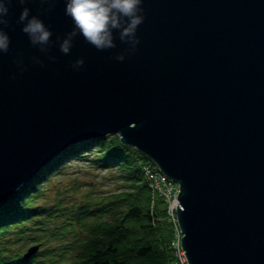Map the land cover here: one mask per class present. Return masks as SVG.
<instances>
[{
	"label": "water",
	"instance_id": "water-1",
	"mask_svg": "<svg viewBox=\"0 0 264 264\" xmlns=\"http://www.w3.org/2000/svg\"><path fill=\"white\" fill-rule=\"evenodd\" d=\"M28 6L53 39L71 29L62 0ZM142 6L139 44L122 62L118 40L97 51L78 37L44 67L28 64L39 53L13 6L0 55V207L70 146L117 135L178 185L187 264H264V0Z\"/></svg>",
	"mask_w": 264,
	"mask_h": 264
},
{
	"label": "trees",
	"instance_id": "trees-1",
	"mask_svg": "<svg viewBox=\"0 0 264 264\" xmlns=\"http://www.w3.org/2000/svg\"><path fill=\"white\" fill-rule=\"evenodd\" d=\"M94 150L97 156L89 159L93 165L117 168L123 185L120 194L90 198L72 215L58 210L60 202L53 209L38 204V192L29 189L43 184L44 173ZM147 165L153 166L115 135L67 148L0 207V264H179L172 247L175 226L167 219L164 198L151 188L144 173ZM48 238L58 245L50 246ZM22 239L38 246L28 258L20 246Z\"/></svg>",
	"mask_w": 264,
	"mask_h": 264
},
{
	"label": "clouds",
	"instance_id": "clouds-1",
	"mask_svg": "<svg viewBox=\"0 0 264 264\" xmlns=\"http://www.w3.org/2000/svg\"><path fill=\"white\" fill-rule=\"evenodd\" d=\"M33 0H0V55L7 54L11 47V39L6 31L13 6L19 7L15 23L28 38L29 44L37 50L38 55L28 57V64L44 67V60L55 62L52 54L55 47L60 54L69 56L78 37L94 47L97 51H106L117 47L116 41L125 45L122 53L114 58L122 62L125 54L134 52L139 44L137 30L144 22V0H62L64 14L69 17L72 27L63 36L53 39V32L48 25L35 15L28 6ZM58 0H39V4L50 11ZM18 71L27 69L22 55L14 60ZM84 65L83 57L76 58L70 67L78 71Z\"/></svg>",
	"mask_w": 264,
	"mask_h": 264
},
{
	"label": "rangeland",
	"instance_id": "rangeland-1",
	"mask_svg": "<svg viewBox=\"0 0 264 264\" xmlns=\"http://www.w3.org/2000/svg\"><path fill=\"white\" fill-rule=\"evenodd\" d=\"M115 136L118 137L117 135ZM96 156L97 151L94 150V152L86 153L84 158L80 160L69 158V160L64 161L54 170L50 171L49 174L44 173V180L41 182L43 184L38 189L36 187L29 189L32 193L38 192L36 197L38 204L49 205L53 209L57 203L60 202L62 204L57 207L58 210L66 211L72 215L76 213L78 207L84 205L86 201H91L90 198L98 200L105 199L113 194H120L123 185L120 184L121 182L117 178V168L96 167L89 160ZM39 174L37 176H39ZM30 183L31 182L22 187L19 192H22ZM11 199L9 201H11ZM175 203L177 206L178 201L176 200ZM13 211L14 209L12 212ZM167 219L170 221L169 217ZM175 224L178 228L177 222ZM51 229L53 230L54 228ZM180 237H182V235ZM48 239L47 243L50 246L58 245L59 241ZM20 246H22L21 248L24 250L25 256L29 251L27 248H31L32 244L29 243L27 239H22L20 240ZM41 248H43V246H40V249Z\"/></svg>",
	"mask_w": 264,
	"mask_h": 264
},
{
	"label": "built area",
	"instance_id": "built-area-1",
	"mask_svg": "<svg viewBox=\"0 0 264 264\" xmlns=\"http://www.w3.org/2000/svg\"><path fill=\"white\" fill-rule=\"evenodd\" d=\"M153 166H144V173L147 176L151 188L158 192L165 200L167 215L170 221L175 226V237L172 241V247L176 252V256L179 264H187L184 251L181 246V233L179 228L176 227V203L177 196L179 193L178 185L170 180L165 174ZM178 201V200H177Z\"/></svg>",
	"mask_w": 264,
	"mask_h": 264
},
{
	"label": "bare ground",
	"instance_id": "bare-ground-1",
	"mask_svg": "<svg viewBox=\"0 0 264 264\" xmlns=\"http://www.w3.org/2000/svg\"><path fill=\"white\" fill-rule=\"evenodd\" d=\"M157 167V166H156ZM158 169V168H157ZM159 170V169H158ZM160 171V170H159Z\"/></svg>",
	"mask_w": 264,
	"mask_h": 264
}]
</instances>
